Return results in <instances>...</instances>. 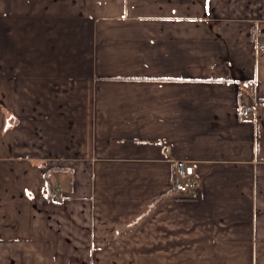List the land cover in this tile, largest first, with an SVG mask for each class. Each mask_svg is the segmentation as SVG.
<instances>
[{
	"label": "crops",
	"instance_id": "1",
	"mask_svg": "<svg viewBox=\"0 0 264 264\" xmlns=\"http://www.w3.org/2000/svg\"><path fill=\"white\" fill-rule=\"evenodd\" d=\"M0 264H264V0H0Z\"/></svg>",
	"mask_w": 264,
	"mask_h": 264
},
{
	"label": "built area",
	"instance_id": "2",
	"mask_svg": "<svg viewBox=\"0 0 264 264\" xmlns=\"http://www.w3.org/2000/svg\"><path fill=\"white\" fill-rule=\"evenodd\" d=\"M257 114L254 103L244 106L239 113L240 118L245 120L252 119ZM175 178L173 189L180 195H194L198 186V174L193 163L186 160H177L174 163Z\"/></svg>",
	"mask_w": 264,
	"mask_h": 264
},
{
	"label": "trees",
	"instance_id": "3",
	"mask_svg": "<svg viewBox=\"0 0 264 264\" xmlns=\"http://www.w3.org/2000/svg\"><path fill=\"white\" fill-rule=\"evenodd\" d=\"M242 91H248V92H246L247 94H248V96L246 97V96H244V95H241V97H240V105H241V107L243 108L244 106H246V105H248V104H252L253 103V97L251 96V90H248L247 89V87L245 88V89H243ZM47 178H48V181L50 182V183H52V178L49 176V174H47ZM53 185V184H52ZM49 197L52 199V196L51 195H49ZM152 209H153V207H152V205H150V207H149V211L148 212H144V214H142V216L140 215L139 217H138V221H137V225H139L144 219H147V218H149V216L151 215V213H152Z\"/></svg>",
	"mask_w": 264,
	"mask_h": 264
},
{
	"label": "rangeland",
	"instance_id": "4",
	"mask_svg": "<svg viewBox=\"0 0 264 264\" xmlns=\"http://www.w3.org/2000/svg\"><path fill=\"white\" fill-rule=\"evenodd\" d=\"M148 211H149V209H148L146 212H148ZM146 212H145V213H146ZM141 216H142V215H141Z\"/></svg>",
	"mask_w": 264,
	"mask_h": 264
}]
</instances>
